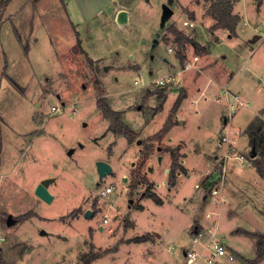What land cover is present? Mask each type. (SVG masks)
<instances>
[{
    "label": "rangeland",
    "instance_id": "rangeland-1",
    "mask_svg": "<svg viewBox=\"0 0 264 264\" xmlns=\"http://www.w3.org/2000/svg\"><path fill=\"white\" fill-rule=\"evenodd\" d=\"M82 1L10 0L0 9V255L6 264H149L146 252L150 245L145 242L121 244L114 253L105 248L114 244L108 227L115 216L119 222L113 225L116 227L111 233L125 230L129 216L136 224L127 228L126 235L133 236L151 228L159 230L157 222L169 227L177 225L182 230L195 214L200 218L205 208L213 207L198 204L197 200L189 202V198L202 190L194 188V183L211 169L206 165V149L216 148L219 130L224 127L221 117L228 115L223 85L218 87L217 96L192 102L190 98L184 99L187 111L184 118H179L184 124L176 127L171 136L200 146V151L187 152L189 171L179 178L178 192L167 196V186L156 187L164 204L151 201L144 210L131 208L129 202L135 190L142 193L147 186L139 180L134 190H130L136 173L133 172L140 165L137 145H127L123 136L102 135L110 119L97 106L101 96L114 109L132 105L126 111V119L138 125L140 111L135 107L143 106L141 97L146 87L154 85L165 73L179 69L177 62L173 64L175 53L167 51L168 46L177 51L171 31H179L200 43L202 33L208 35L212 26L207 8L213 0H122L128 1L125 8L130 21L120 27L106 24L105 13L95 19L85 18ZM228 2L235 4L233 14L241 15L235 30L237 36L224 39L221 36V41L209 43L208 57L222 62L233 73L225 84L229 94H236L230 127L238 133V151L247 161L242 167L237 164V170H244L241 178L226 170L223 186L228 188L231 201L228 213L223 207L220 209L225 220L219 231L226 237L224 244L242 256L234 263L264 264V257L251 262L256 254V238L232 231L238 228L264 233V178L249 165L252 159L264 158V133L262 149L253 158L242 133L250 120L257 116L264 118V38L247 44L256 33L264 35V0ZM163 4L173 9V13L160 24ZM184 20L192 21L194 27L183 25ZM96 26L100 28V36L93 38L89 48L104 57L94 59L80 39L76 41L79 47L76 43L73 46V29L83 33V29ZM201 26L199 34L197 29ZM30 34L37 41L28 45ZM26 46H30L28 52ZM188 53L201 56L193 47ZM164 57L174 66L167 65ZM116 59L117 66L113 69ZM103 65H109L110 69L103 72ZM166 85L156 87L163 89ZM177 98L178 94L171 93L151 123L158 128L161 120L175 123L172 116ZM239 101L241 105L237 104ZM52 105L59 110L50 113ZM116 111L122 115L120 110ZM221 131L226 133L228 126ZM151 136L141 140V146ZM136 140L138 134L132 143ZM221 154L216 156L215 163ZM98 160L111 165V172L102 178L96 167ZM133 160L136 164L132 168ZM233 160H228L227 165L239 162ZM178 163L182 165L179 159ZM123 174L127 176L125 181ZM141 175L149 181L147 164L141 168ZM48 176L54 177L48 187L53 195L50 202L34 194L36 184ZM155 176L154 182L162 184L165 180L162 175ZM108 186H113L111 192L102 194ZM86 210H91L92 215L86 216ZM9 216L13 221L7 224ZM187 237L182 235L179 241L177 238L166 242L152 264H185L180 249L172 251L167 247L174 244L177 248ZM198 264L205 263L200 259Z\"/></svg>",
    "mask_w": 264,
    "mask_h": 264
},
{
    "label": "crops",
    "instance_id": "crops-1",
    "mask_svg": "<svg viewBox=\"0 0 264 264\" xmlns=\"http://www.w3.org/2000/svg\"><path fill=\"white\" fill-rule=\"evenodd\" d=\"M83 1H82L83 15L87 19H95L98 16H100V14L103 16V13H105V21L104 22L106 23L108 21V23H106V24L111 23L113 25H116L117 27H120V26L127 24L130 21V17L128 15V9L125 8V5L127 4L128 1L122 2V0H104L105 1L104 3L101 2V0H86V1H84V3H83ZM82 4L80 3V6ZM234 6H235V4H233L232 10L234 9ZM120 12H124L122 18L119 17ZM64 13H63L64 17H67L66 14H64ZM237 15H238V20L236 23V27H237V25L241 19V15L239 14V12H237ZM210 18L212 21L211 25H213L214 19L211 16H210ZM67 21L70 23V26L73 25L75 28L74 23L68 17H67ZM184 21L193 23L192 21H189V20H184ZM184 21L182 22V24L184 23ZM99 22H100V20H99ZM243 23H244V25L247 24L246 21H243ZM183 25H185V24H183ZM194 25L195 24L193 23V25L191 27H194ZM201 28H202V26L197 29L199 34L202 33ZM99 29H100L99 26L91 27L90 29H85V30L83 29V33H80V31L73 29V32L75 33L74 34L75 35V42L73 43V46L76 43L77 38H78L81 40V44H82L83 48L88 53H90V55L94 59L103 58L104 56H102L101 53L95 55L92 51L94 49L89 48V43L91 42V44H92L94 42L93 38L100 36V35H98ZM235 30H236V28H235ZM208 32H209L208 35L202 33L201 41H200L201 44L199 43L198 39H195L196 42H198L201 45L199 47L203 46V48H205V49H199L198 52L201 53V56L196 55L197 59L193 58L194 57L193 54L189 55V53H188V50L190 47L194 48V46L192 44H190L189 42L185 43V47H184V49H182V56L181 57L178 56V51H179L178 48L179 47H178L177 41L175 39V35L171 32V34L173 35V39H172L173 41L172 42L176 43L177 51L175 49L173 50V48H171L169 46L167 47V51H168V48H171V50L168 52L169 53L170 52L175 53V55L173 54V64H174V62H177L179 65V69L175 72L169 71L170 73L167 72L164 74V76L169 75V74H173V76H174V80H172L171 82H168L167 85L165 86L166 88H163V89L158 88V87H156L155 83H154V85L151 84L150 86L146 87L145 94L142 95V97H141L142 99L140 98L141 100L144 99V103L142 104L143 106L141 107L138 104L137 107H135V110H138L137 112L140 111L139 112L140 115L138 116V118H140V122L138 123V125H135L132 121L129 122L126 119V111L132 105H127L126 107L114 109L108 104L113 110H120L122 112V115H121L122 121L138 134V140L139 141L136 140L135 143H129L127 141V139L125 138V136L117 135V134L113 133L112 131L108 130V125H109L110 121L108 122V124L105 128V131L102 133V135L105 136L108 133L109 134L112 133V134H110V135H112V138H114L116 135L118 137L123 136L124 139L127 141V145H130V146L137 145V147H135L136 152L138 155H140L139 153L142 149V146L140 144L141 140L147 138L148 136L154 135L164 125V123L161 120V124H159V128H158V125L156 126L155 124L151 123L153 121L152 119H154V117L157 116L159 114V112L162 110L164 102L166 101V99L169 97V95L171 93L178 94V96L182 95L181 102L177 105L176 111L174 112V114L172 116V121L175 123H173L172 126L168 129V131L163 136L162 140L159 139V140L155 141L154 150L149 155V160L147 161V172H148L147 176H148L149 181L152 183V189H153V186H155V184L157 183V182H154V177H156L155 174L156 175L157 174L162 175L163 179L165 178V180L168 179L169 166L172 162V157L170 155V152L164 148H161L160 145L164 144V145L169 146L171 148H176V151L179 153L178 159L182 165H180V168H177V170H176L175 184L172 186L168 185V184L166 185L167 188H165V191L167 193H169L167 196H170V194H172L175 191L178 192L179 178L184 173L187 174L189 171V169L187 168V158H186L187 152H190V149H192V152H195V153H199V151H200V146H198V145L197 146H191L187 141L183 140L182 138L174 139L171 136L174 133V130H176L175 129L176 127H180L181 124H184V122L182 120L180 121V119H179L180 117L184 118V116H185L184 113H186V111H187V107L184 106V103H183L184 99L190 98L191 102H192L195 100H199V98H202V97L206 99L207 97L217 96L218 95L217 92L219 91L218 87L220 85H223L225 88L224 94L226 96V102H227V108L226 109L228 112L229 105L234 104V99L236 98V94H233V93L229 94L228 89L225 86V84L229 81V78H232L233 73L231 71L226 70L225 67L223 66V64H221L222 62L220 63V62H217L216 60H211L210 57H208V56H209V43L221 41V36H223V39H224L225 37H227V38L236 37L237 34L235 32L234 35H231L227 29H224V28L212 29V27H210V30H208ZM101 37H102V35H101ZM206 37L208 40H206ZM262 37L264 38V35L256 33L252 38H250L248 40L247 44L251 45L256 40H258ZM27 40H28V45L30 43H34L35 41H37L35 36L32 34L27 36ZM155 43H156V41H155ZM29 48H30V46H26L25 52H28ZM71 50H72V48H71ZM194 50L197 51L195 48H194ZM163 61L171 67L174 66L173 64H171V61H169V59L166 57L163 58ZM115 66H117V59L115 61V65H113V69L116 68ZM129 66H133V65L129 64ZM109 67H110L109 65H103L102 71L106 72V70L110 69ZM105 74H109V73L107 72ZM134 82L138 83L137 80H135ZM180 90H182V92H180ZM216 100L219 101L220 98L217 97ZM173 108H174V106H173ZM201 109H203V108L201 107ZM231 117L232 116L228 117V115L221 117L222 119L220 121H222L224 127L226 125L228 126V131L226 133H223L221 130L224 127L222 126V128L219 130V135L217 137V141L220 139L222 134H228L233 140H235V146L237 147V143H238L237 142V134L238 133L236 131L232 132V129L230 127V118ZM261 118H263V117H261ZM252 120H250V122ZM248 124L246 125V127L248 126ZM153 125H154V127H153ZM246 127L244 128L242 133L245 135V137L248 140V135L246 133ZM113 143L114 142H112L111 144H113ZM247 143H248L247 145H249V141ZM215 147L216 148L214 150H213V148L212 149H209V148L206 149V151H207L205 153L206 165L209 166L211 169L208 170L207 172H205L202 175V177H200V179H198V181H200L201 179H203L205 177H211L212 179H214L218 176V172L220 170V167L218 165H217L218 167L216 166L218 161L215 163L214 160H217L216 156L221 154V149L218 148L217 145H215ZM248 148H249L248 152H249V156H250L251 145ZM219 149H220V152L215 154V152ZM236 153L243 155V157L245 158V161H247L245 155L243 153H239L238 147L236 149L235 154ZM132 158H134V156ZM233 159L238 160L239 162L236 164L232 163V165H229V164L227 165L228 160L232 161ZM235 160H233V161H235ZM245 161H241L240 159L233 158V157L229 158L225 162V168H226L227 172L231 171L235 176L241 178L244 176V174H243L244 170H237V164H239V166L242 167V166H244ZM135 164H136L135 160L131 161V167L132 168ZM249 165H251V167L255 170V167L252 165L251 162H249ZM155 170H157V171H155ZM255 172H256V170H255ZM257 175L259 176L258 173H257ZM125 177L127 178L126 174H123V179H122L123 181H125ZM259 177H261V176H259ZM149 181L147 180V182H149ZM198 181H196L195 183H197ZM195 183H194V188H196ZM142 184H144V186L147 185L146 182H143ZM223 184L220 186V195H221L220 199H221V201L218 203H215V201L217 200V197L206 193L203 189L198 190L201 188H198V189L196 188L200 192L197 194V191H195V194H193L192 197L189 198V202L197 200L198 204L205 205V206L212 204L213 207L208 208V209L205 208L206 211L204 214H202L200 216V218H197V216L195 214L193 219H191L189 221V224L186 225L185 228H183L182 230L181 229L178 230L177 225L176 226L172 225L169 227V226H167V224H165L163 222L161 224L159 222H157V225L159 226V230L151 228V230H146L140 234H136L133 236L126 235L127 228L134 226L136 224V222L133 218L126 216V217H128V220H129L127 223L128 226L126 227V229L121 230V233H120L121 235L120 234H112L111 232L113 230V227H116L118 224L117 223L118 217L115 216L114 220L111 223L112 225H110L108 227L109 228L108 233L110 234V236H114V239H113L114 244L112 246L105 247V248H110L109 251H112L114 253V252H116L117 248L121 244L130 243V242H145L146 244L150 245V247L148 248L146 253L148 256L149 264H152V262H154L158 259V253L162 250V248H165L164 246L166 245V242H168V241L170 243L174 242L177 238L179 241V238L183 235V238L187 237V236L188 237L183 243H180L179 247L174 248L173 247L174 244H173V245H169L167 248L172 250V251L180 249L182 252V260L184 261L185 264H187L186 258L184 256V249L188 247L189 235L195 228H198V229L199 228H201V229L213 228L215 231V235L222 242L226 240L225 235L220 234L221 231H219L221 222H224V220H225L224 215L222 214L220 209L223 207L225 210L224 212L228 213L229 212L228 209L230 207V201L231 200H230V197L228 196V194H229L227 191L228 188H225L223 186ZM153 191L159 196L158 191L156 190V187L153 189ZM138 193L139 192L137 190H135L133 192V194L129 197L130 198L129 202H130L131 208H134L137 210L138 209L144 210L146 204H148V203L150 204L151 201H153L157 205H163L165 202V200L160 196L159 197L161 199V203H157L153 199H151L150 197H146L145 195H143V192L142 193L140 192L141 194L140 193L138 194ZM169 199L170 198H168L166 200H169ZM184 200H186V199H184ZM135 201H136V203H135ZM207 202H211V203L208 204ZM185 209H186V206H185ZM190 211H192V210H190ZM211 212H214V215L207 216V214H209ZM193 214H194V212H193ZM229 215H230V213H229ZM107 218L109 219V217H107ZM107 221H109V220H107ZM114 224L116 226H113ZM103 229H104V227H103ZM100 230H101V227H100ZM238 230L239 229L237 228L236 230H232V231L236 232V233L237 232L242 233L241 231L243 229H241L239 231ZM246 231H248V230H246ZM117 232H120V230L116 231V233ZM138 236H145L146 239L142 240V241L133 240V238H136ZM223 244H224V242H223ZM225 246L226 247L228 246L227 249L235 255V259L233 260L232 263L236 264V263H234V262H236L235 260L238 259V257L241 255L238 252H236L235 249L231 248L229 245L225 244ZM178 252L179 251L174 253L175 256L178 255ZM113 256H115V255H112V257ZM175 256H174V258L177 259V257H175ZM204 263H205V261H204ZM196 264H198V263H196Z\"/></svg>",
    "mask_w": 264,
    "mask_h": 264
},
{
    "label": "trees",
    "instance_id": "trees-1",
    "mask_svg": "<svg viewBox=\"0 0 264 264\" xmlns=\"http://www.w3.org/2000/svg\"><path fill=\"white\" fill-rule=\"evenodd\" d=\"M10 0H0V9L4 8ZM210 1V0H209ZM257 2H260L261 0H256ZM232 4L228 2V0H213L209 3V6L207 8V13L214 19V23L211 26L212 29L216 28H224L229 31L231 35L235 34V28L236 23L238 20V16L233 14L232 12ZM175 35V39L178 44V56H182V49L185 47V43L189 42L194 46V48L199 51V49H205L202 47H199L197 43L194 41L193 38L184 35L183 33L179 31L172 30L171 31ZM77 47H79L78 43L75 44ZM74 48V50L77 49ZM85 53V52H84ZM87 61L91 62V59H89L87 56ZM182 99V95H179L175 102V107L180 103ZM97 106L101 110V113L104 117L110 119V123L108 125V130L112 131L113 133L117 135H123L127 139L129 143H132L135 138L137 137V134L135 131H133L127 124H125L122 121L121 113L113 110L105 101L103 96L99 97L97 99ZM172 122L171 120H167L163 127L156 132L153 136H151L148 140V142H142V149L140 151V165L137 168L135 173V177L130 185V190L133 191L136 187L139 180H143V182L147 183L146 189L143 192V195L146 197H150L157 203H161L160 197L152 191V183L147 182L146 176L141 175V168L146 166L149 155L151 154V151L153 150L154 146L152 144V141L159 140L164 133L171 127ZM246 133L248 135V141L251 146H253L259 154V150L262 149V133H264V120L257 116L255 117L246 127ZM161 148H164L170 152V155L172 157V162L168 171V185H174L175 179H176V170L177 168H180V164L178 163L179 153L176 151V148H171L169 146H163L160 145ZM252 165L255 167L256 172L264 178V158L261 159H252L251 160ZM242 233L246 235H250L256 238L255 240V247H256V254L255 257L251 260V262H258L264 257V233L258 234L246 230H242ZM145 236H138L136 238H133L135 241H142L145 240ZM0 264H6V262L3 260L2 256L0 255Z\"/></svg>",
    "mask_w": 264,
    "mask_h": 264
},
{
    "label": "built area",
    "instance_id": "built-area-1",
    "mask_svg": "<svg viewBox=\"0 0 264 264\" xmlns=\"http://www.w3.org/2000/svg\"><path fill=\"white\" fill-rule=\"evenodd\" d=\"M183 24L192 26L193 23L184 21ZM171 48H168L170 51ZM197 59L195 55L193 57ZM174 80L173 74L165 75L156 80L155 84L163 86L164 84ZM241 105L242 102H238ZM236 106L234 104L228 107V117L232 116L235 112ZM59 110L56 106L50 107V113H55ZM217 146L223 149L221 156L218 157L220 170L218 176L215 179L211 177H205L202 182L195 183L196 188H202L206 193L217 197L215 203L221 201L220 199V186L225 182L226 168L225 162L229 158H238L241 161H245V158L241 154H235V140L231 139L228 134H223L217 141ZM167 180L162 181V184H155V187L161 185H167ZM113 186H108L102 191V194L111 192ZM214 215V212L207 214V216ZM106 221V218H104ZM184 256L187 264H196L200 259L204 260L206 264H233L235 255L230 252L225 244L215 235L213 228L201 229L195 228L189 235V245L184 249Z\"/></svg>",
    "mask_w": 264,
    "mask_h": 264
},
{
    "label": "water",
    "instance_id": "water-1",
    "mask_svg": "<svg viewBox=\"0 0 264 264\" xmlns=\"http://www.w3.org/2000/svg\"><path fill=\"white\" fill-rule=\"evenodd\" d=\"M123 13L124 12H120V14H119L120 18L123 17ZM172 13H173V10L167 4H163L162 5V14H161V18H160V21H161L160 23L163 24L166 21V19H168L169 16ZM256 154H257V152H256L255 148L253 146H251L250 157L253 158V157L256 156ZM96 167H97V171H98V174H99L100 178H102L107 173L111 172V165L109 163L105 162V161L98 160L96 162ZM52 181H54V177H52V176H48V177H45V178L41 179L36 184V186L34 188V194L37 197H39L40 199H42V200H44L46 202H50L51 199L53 198V195L49 192L48 186H49V184ZM92 213L93 212L91 210H86L85 211V215L88 216V217L91 216ZM11 221H13V219H11V217L9 216L7 218L6 222H7V224H9ZM85 264H88V263L85 262Z\"/></svg>",
    "mask_w": 264,
    "mask_h": 264
}]
</instances>
